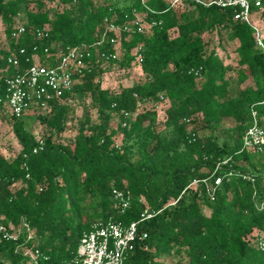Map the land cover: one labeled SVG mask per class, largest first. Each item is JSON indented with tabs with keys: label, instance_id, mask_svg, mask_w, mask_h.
<instances>
[{
	"label": "trees",
	"instance_id": "16d2710c",
	"mask_svg": "<svg viewBox=\"0 0 264 264\" xmlns=\"http://www.w3.org/2000/svg\"><path fill=\"white\" fill-rule=\"evenodd\" d=\"M60 1L64 10L52 15L44 0H0L8 45L0 52V97L5 96L7 78L31 64L27 58L44 56L46 49L58 56L95 42L105 18L133 27L131 32L122 29L118 48L110 43L102 48L118 52L110 64L133 62L143 79L102 87L106 67L93 52L90 70L76 76L70 92L52 100L48 112L32 110L49 132L41 137L44 143L37 153L35 135L7 111L5 101L0 103V113L21 145L13 158L0 149V216L16 226L25 217L33 234L29 241L25 232L15 241L0 240V264H28L24 249L32 244L47 263L63 264L74 257L95 221L138 220L144 208L140 198L151 210H160L192 180L208 176L228 158L233 167L256 178H225L213 201L203 190L188 189L175 205L139 224L140 237L126 264H171L167 259L172 257L177 258L174 264H264V252L256 248L253 236L264 225V208H258L264 202V151L255 153L243 144L251 106L264 124V51L256 46L251 26L234 19L239 8L194 1L193 9L181 8L173 0ZM134 12L143 14L150 31L137 30ZM20 14L25 32L13 38ZM227 42L237 45L235 68L225 65L217 50ZM136 47L141 63L134 61ZM12 54L21 60L20 69L8 63ZM42 61L47 64L46 58ZM76 97L89 98L94 114L85 112L70 146L58 136L66 127L67 103ZM226 119L235 124L224 126ZM114 189L134 196L131 207H119Z\"/></svg>",
	"mask_w": 264,
	"mask_h": 264
},
{
	"label": "built area",
	"instance_id": "2783aa9c",
	"mask_svg": "<svg viewBox=\"0 0 264 264\" xmlns=\"http://www.w3.org/2000/svg\"><path fill=\"white\" fill-rule=\"evenodd\" d=\"M180 1L173 0L172 4L175 5ZM190 1L205 6L238 7L239 11L235 14L234 19L251 26L254 31L256 46L264 51V34L252 19L254 9L263 7V0H255L254 2L250 0ZM142 2L145 3V0H142ZM134 15L133 22L137 25L139 32L146 33L151 30L152 25L144 22L143 14L134 12ZM25 24L26 20L16 25L12 33L13 38H18L25 32ZM104 25L105 29L95 42L82 43L61 52L58 56L46 49L44 56L36 54L31 58H27L26 62L31 60V64L27 66L25 71L7 78L6 93L3 98L0 97V103L5 101L7 111L19 118L29 109L39 108L46 111L52 100L60 99L63 93L71 91L77 75L83 74L86 69L90 70L93 52H96L97 57L104 60V66L109 65L111 59H118V52L108 53L102 48L107 43L112 44L115 49L118 48L117 39L122 29L131 32L133 27L132 25L122 27L109 18L104 19ZM112 31L114 35L110 37L109 33ZM37 33L41 35L40 30H37ZM139 49V47L134 48L132 54L134 61L141 63L143 56ZM24 53V49H21L20 54ZM43 58L47 59V64L43 63ZM7 61L16 69H20L21 60L18 55H10ZM250 118L251 124L243 134L244 147L249 151L262 153L264 151V124L260 123L258 111L253 106L250 107ZM37 142L38 145L33 148L34 153L42 148L44 140L40 137L37 138ZM24 155L26 156V154ZM28 176L29 174L26 175V177ZM232 176H242L244 179L252 181L256 178V175L252 172L242 173L239 169L233 167L230 158L222 160L216 164L208 176L192 180L178 198L168 202L160 210H151L145 199L140 198L139 201L144 205V208L138 220L126 224L111 217L106 220L95 221L91 229L83 234L74 257L63 264H126L127 253L134 248L136 240L140 237L138 227L141 222L154 217L167 206L175 205L188 189L203 190L211 201L215 200L217 190L222 185L223 180L225 178L230 179ZM113 195L122 210L131 207L134 196L130 192L125 193L122 190L114 189ZM258 208H264V202L258 205ZM22 232L26 233L24 236L25 241H29L33 237L29 222L25 217H22L19 225L16 226L12 223L6 224L4 218L0 216V240H18ZM146 236L144 233L141 238ZM253 236L256 248L264 252V225L261 229H257ZM24 252L28 257V264H49L47 258L34 250V244L25 247Z\"/></svg>",
	"mask_w": 264,
	"mask_h": 264
},
{
	"label": "rangeland",
	"instance_id": "374dc122",
	"mask_svg": "<svg viewBox=\"0 0 264 264\" xmlns=\"http://www.w3.org/2000/svg\"><path fill=\"white\" fill-rule=\"evenodd\" d=\"M45 1V10H49V12L53 15L56 12H60L64 10L65 6L60 0H55L52 2ZM103 0H100L102 2ZM146 1V0H145ZM179 6L181 8H191L193 9V6L190 4V0H181L178 2ZM24 17L22 14H20L16 18V24L20 23L21 21H24ZM205 38L208 40L210 39L209 36L206 34ZM213 43L218 45V37H213ZM213 47V44H210L208 49H211ZM236 47L237 45L235 43H229L227 42L223 48L217 47L218 53L220 56L224 59L225 65L233 66L234 68L237 66V60H236ZM8 49L7 41L4 34V29L2 22L0 20V52L6 51ZM106 70L102 74L100 81L102 87H109V88H118L120 85L123 86H129L137 81H140L143 79V74L139 70V67L134 64L133 62L130 63V65H127L125 67H121L118 64L114 65H106ZM89 102L90 99L83 100L80 97H76L73 99H70L68 101L69 106V114L67 118V123L65 130L58 136V139L70 146H73L75 135L77 132V127L79 123L84 119L85 112L88 111L91 114H94V111L89 108ZM162 106H165V103L162 104ZM43 113L48 112L42 111ZM21 119L24 122L25 128L33 133L36 138L44 137L49 132L47 129L43 127V124L41 123L40 119L37 116V113H34L31 109L27 110ZM235 123L232 119H226L223 122L224 126H233ZM113 126H117V120L113 122ZM206 131H201L202 134H204ZM0 149L1 152L7 157V158H13L20 150L21 145L18 143V140L11 128V125L4 120L0 113ZM203 211L206 214H210V209L206 206H203ZM165 258V257H163ZM168 262L171 264H174L177 260V258L172 257L167 259Z\"/></svg>",
	"mask_w": 264,
	"mask_h": 264
},
{
	"label": "crops",
	"instance_id": "0c3cea01",
	"mask_svg": "<svg viewBox=\"0 0 264 264\" xmlns=\"http://www.w3.org/2000/svg\"><path fill=\"white\" fill-rule=\"evenodd\" d=\"M252 19L257 24L264 34V7L261 9H254L252 13Z\"/></svg>",
	"mask_w": 264,
	"mask_h": 264
}]
</instances>
